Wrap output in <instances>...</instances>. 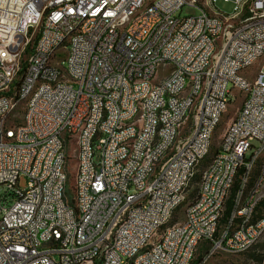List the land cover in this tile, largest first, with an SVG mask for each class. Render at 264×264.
<instances>
[{"label": "built area", "instance_id": "built-area-1", "mask_svg": "<svg viewBox=\"0 0 264 264\" xmlns=\"http://www.w3.org/2000/svg\"><path fill=\"white\" fill-rule=\"evenodd\" d=\"M218 1L0 0V264H127L185 197L175 188L187 165L239 94L197 201L137 264H188L194 242L206 264L264 238V222L246 227L264 201L251 197L264 174L240 199L264 161V0H223L232 12ZM184 6L197 14L182 16ZM251 62L258 70L241 71ZM43 78L54 87L22 114L28 86Z\"/></svg>", "mask_w": 264, "mask_h": 264}, {"label": "bare ground", "instance_id": "bare-ground-1", "mask_svg": "<svg viewBox=\"0 0 264 264\" xmlns=\"http://www.w3.org/2000/svg\"><path fill=\"white\" fill-rule=\"evenodd\" d=\"M115 22H108L106 24V32H114ZM66 45V38H56L55 46ZM258 70V62L251 63H242L241 71H256ZM56 84H64V77H56ZM48 87H54V80L51 78H43V82L34 81L31 86H28L26 92L22 97V114H29V109L31 104L35 103V100L39 97L42 90H47ZM227 111H220V118L218 120L212 121V126L209 129V143L211 146H208L207 149H201L199 152H196L193 155V161L190 165H187V172L182 177V184L175 188V196H185L176 198L173 200L169 209H167L166 214L163 217L162 221L156 222V231L153 237L150 240L142 242L133 250L128 251L127 253V264H137L138 258L141 256H148L154 250L159 249V246L163 243V240L166 239V235L169 234V230L174 228L178 221H174L177 217L178 211L180 208L187 203H194L197 201V195L194 198L190 197L191 191L196 185L198 192H200V181L203 180L205 172L208 171V164L203 166V162L209 156V153L213 147L215 133L221 124L223 116ZM136 119H143V112H136ZM231 122V121H230ZM229 122V123H230ZM135 116L126 115L125 124H134ZM219 146V143L218 145ZM217 157V151L212 158ZM260 158H264V150H260ZM200 174L199 182L194 183V178ZM264 174V161H259L258 163L253 164L251 169V175L249 178H246V187L240 188V199H248V189H256L258 183L260 182L261 175ZM264 183V176H263ZM197 192V190H196ZM252 198H264L263 190H251ZM188 205V204H187ZM185 206V205H184ZM187 207V206H186ZM179 217V216H178ZM264 222V211L261 214H258V209L255 210V215H250L249 219L246 220V227H255L256 225H262ZM263 239V238H262ZM261 239H257V243ZM201 242H194V249H199ZM197 251H190L188 256V264H192L195 254Z\"/></svg>", "mask_w": 264, "mask_h": 264}, {"label": "rangeland", "instance_id": "rangeland-1", "mask_svg": "<svg viewBox=\"0 0 264 264\" xmlns=\"http://www.w3.org/2000/svg\"><path fill=\"white\" fill-rule=\"evenodd\" d=\"M217 5L222 11H225V12H232L233 7H234V4L232 2H224L223 0H219ZM197 12L198 11L195 8H192L190 6H184L180 13L182 16H189V15H195V14H197ZM63 58H65V56H63ZM260 63H262L264 66V57L262 58ZM241 102H242V95L239 94L237 96V98L234 97V100L232 101L227 112L223 116L221 124L219 125V127L215 133L214 143H213V147L209 153V157H212L215 154V152L217 151V145L219 143L220 136L226 130L229 122L235 117L237 110L241 105ZM255 144L257 147L260 146V144L258 142H256ZM67 152H68V154L73 153V149L69 148L67 150ZM68 170L70 173V177H69V182L67 184V189H68L69 194H71L73 191V187H74L75 172H76V161L74 159L68 161ZM20 184L22 187H24L26 185L25 179L21 180ZM196 188H197L196 185H194L191 192H193ZM187 204L188 203L186 202L184 204L185 206L183 205L180 208V210L178 211L177 217L174 219V221H178L180 219H183V217L185 215V210H186ZM263 211H264V209H263ZM257 244H258V246L264 245V238L261 239ZM199 249L200 250L197 251L194 259H197V258L203 259L205 250L201 249V245H200ZM251 252H252V250L242 252V253H236V254L219 252V253H216L215 255H212V257L206 262V264H254L252 259H250V253ZM260 253H262L264 255V250L262 248L260 249ZM263 260H264V258H263Z\"/></svg>", "mask_w": 264, "mask_h": 264}, {"label": "trees", "instance_id": "trees-1", "mask_svg": "<svg viewBox=\"0 0 264 264\" xmlns=\"http://www.w3.org/2000/svg\"><path fill=\"white\" fill-rule=\"evenodd\" d=\"M215 153H216V152H215ZM213 156H214V155H213ZM213 156H212V157H213ZM212 157H209V156H208V157L205 159V161L203 162V164H204L203 166H205L206 164H208V162L211 161ZM198 180H200V174H198V175L194 178V183L199 182ZM236 189H237V183H236V185H235V187H234V189H233V193H232V195H231V198H230V199L228 200V202H227V208H226V211H225V214H224L223 220H222L223 223H226V222H227V220H228V218H229V216H230V214H231L232 207H233V196H234V194H235ZM196 190H197V192H198V188H196L193 192H191V194H190V197H191V198H194V197L197 195ZM263 209H264V201H263V203L261 204V207H259V209H258V214H261V213L263 212ZM261 248L264 250V245H262V246H258V244H257V245L252 249V252L250 253V259H252V261H253L254 264H264V260H263L264 255H263L262 253H260V249H261ZM202 260H203V259H201V258L194 259V260L192 261V264H199Z\"/></svg>", "mask_w": 264, "mask_h": 264}]
</instances>
